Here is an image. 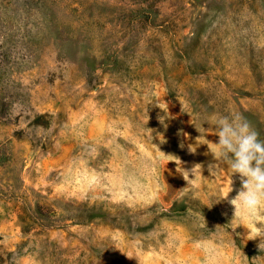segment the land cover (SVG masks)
<instances>
[{
  "label": "rangeland",
  "instance_id": "obj_1",
  "mask_svg": "<svg viewBox=\"0 0 264 264\" xmlns=\"http://www.w3.org/2000/svg\"><path fill=\"white\" fill-rule=\"evenodd\" d=\"M231 112L264 141V0H0V264H264Z\"/></svg>",
  "mask_w": 264,
  "mask_h": 264
},
{
  "label": "clouds",
  "instance_id": "obj_2",
  "mask_svg": "<svg viewBox=\"0 0 264 264\" xmlns=\"http://www.w3.org/2000/svg\"><path fill=\"white\" fill-rule=\"evenodd\" d=\"M211 122L218 136V142L213 143L215 158L220 163H226L232 175L239 174L241 179V189L228 201L234 206V218H248L253 225L250 239L260 238L258 247L264 250V141L259 139L258 132L239 113L213 115ZM174 161L186 181L190 172L194 175L198 169L201 170V165L196 164L189 172L180 167L181 161L177 157ZM231 184L221 199L229 196Z\"/></svg>",
  "mask_w": 264,
  "mask_h": 264
}]
</instances>
